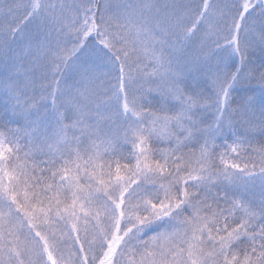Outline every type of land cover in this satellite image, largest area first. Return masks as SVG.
Instances as JSON below:
<instances>
[{"label":"snow or ice","instance_id":"snow-or-ice-1","mask_svg":"<svg viewBox=\"0 0 264 264\" xmlns=\"http://www.w3.org/2000/svg\"><path fill=\"white\" fill-rule=\"evenodd\" d=\"M0 264H264V0H0Z\"/></svg>","mask_w":264,"mask_h":264},{"label":"rangeland","instance_id":"rangeland-1","mask_svg":"<svg viewBox=\"0 0 264 264\" xmlns=\"http://www.w3.org/2000/svg\"><path fill=\"white\" fill-rule=\"evenodd\" d=\"M114 2H118V0H114ZM36 95L39 97V89H37Z\"/></svg>","mask_w":264,"mask_h":264},{"label":"trees","instance_id":"trees-1","mask_svg":"<svg viewBox=\"0 0 264 264\" xmlns=\"http://www.w3.org/2000/svg\"><path fill=\"white\" fill-rule=\"evenodd\" d=\"M256 63L259 64V61L257 60Z\"/></svg>","mask_w":264,"mask_h":264}]
</instances>
